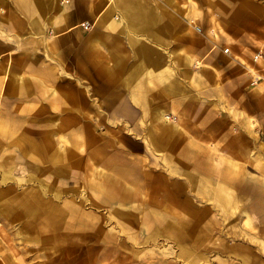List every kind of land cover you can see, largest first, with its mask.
<instances>
[{
  "label": "rangeland",
  "instance_id": "rangeland-1",
  "mask_svg": "<svg viewBox=\"0 0 264 264\" xmlns=\"http://www.w3.org/2000/svg\"><path fill=\"white\" fill-rule=\"evenodd\" d=\"M230 1L242 9L235 29L220 16L224 0L180 1L200 42L234 60L227 72L244 66V79L228 76L226 88L219 80L204 91L211 120H227L229 136L194 145L184 126L173 139L181 114L168 111L161 123L153 113L123 111V99L99 95L98 82H76L81 112L51 88L34 98L0 96V201L21 202L27 191L52 200L33 208L23 201L17 218L11 207L0 212V264H264V0ZM45 138L53 150L42 160L30 142ZM124 161L136 174L109 185L104 175Z\"/></svg>",
  "mask_w": 264,
  "mask_h": 264
},
{
  "label": "crops",
  "instance_id": "crops-1",
  "mask_svg": "<svg viewBox=\"0 0 264 264\" xmlns=\"http://www.w3.org/2000/svg\"><path fill=\"white\" fill-rule=\"evenodd\" d=\"M180 1L0 0V82H6L3 91L0 86V96L13 97L26 91L34 98V90L51 88L81 112L85 94L83 84L76 82H98L99 95L123 99L128 107L123 111L133 108L153 113L161 123L168 122L161 117L168 111L181 114L184 121L176 125L178 130H174L177 134L173 139H182L184 126L189 127L192 135L189 143L194 145H203L212 134L223 138L231 135L227 120L219 116L211 120L207 109L210 102L204 91L219 80L220 85L216 87L221 88L223 82L226 88L228 76L231 80L236 75L244 79V66L239 62L227 72L226 65L234 60L211 40L200 42L199 35H194L190 27V10L180 8ZM229 1L219 4L223 15L219 14L235 29L233 24L238 20L244 23L242 9ZM233 49L238 50L235 45ZM160 65L171 66L177 73L169 68L162 70ZM179 66L186 74L181 79ZM64 81L71 83L66 86ZM213 101L216 104L217 100ZM207 120L214 123L205 126ZM159 129L161 134L169 132L166 125H160ZM91 139L90 136L85 142ZM239 140L241 144H249L242 138ZM232 141L229 137L228 142ZM30 145L42 160L52 156V140H33ZM112 167L113 173L104 175L109 185L119 181L118 175L136 174L135 168L125 161L112 163ZM225 175L229 180L231 175ZM101 191L105 190L98 189L103 194ZM19 199L21 202L0 201V212L11 207L9 214L17 218L16 215L23 213V208L17 209L23 201L28 208L45 207L46 203L49 206L52 201L43 199L35 191L24 192Z\"/></svg>",
  "mask_w": 264,
  "mask_h": 264
},
{
  "label": "bare ground",
  "instance_id": "bare-ground-1",
  "mask_svg": "<svg viewBox=\"0 0 264 264\" xmlns=\"http://www.w3.org/2000/svg\"><path fill=\"white\" fill-rule=\"evenodd\" d=\"M162 119L167 122L168 120V114L164 113L162 116Z\"/></svg>",
  "mask_w": 264,
  "mask_h": 264
},
{
  "label": "built area",
  "instance_id": "built-area-1",
  "mask_svg": "<svg viewBox=\"0 0 264 264\" xmlns=\"http://www.w3.org/2000/svg\"><path fill=\"white\" fill-rule=\"evenodd\" d=\"M85 26H86V25H85ZM224 51H228V48H224ZM255 57H257V55H256Z\"/></svg>",
  "mask_w": 264,
  "mask_h": 264
}]
</instances>
